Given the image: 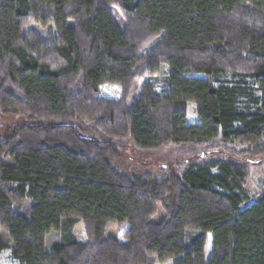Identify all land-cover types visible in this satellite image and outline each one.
I'll use <instances>...</instances> for the list:
<instances>
[{"label":"trees","instance_id":"16d2710c","mask_svg":"<svg viewBox=\"0 0 264 264\" xmlns=\"http://www.w3.org/2000/svg\"><path fill=\"white\" fill-rule=\"evenodd\" d=\"M102 85L120 97L101 96ZM0 112L56 123L0 136L10 241L0 237V254L18 264H264V188L245 189L246 160L264 158V0H0ZM73 122L139 149L190 143L233 157L127 176L110 163L117 148ZM78 222L85 242L71 233Z\"/></svg>","mask_w":264,"mask_h":264},{"label":"rangeland","instance_id":"374dc122","mask_svg":"<svg viewBox=\"0 0 264 264\" xmlns=\"http://www.w3.org/2000/svg\"><path fill=\"white\" fill-rule=\"evenodd\" d=\"M115 21L119 28H122V22L118 15L115 14ZM32 29H41L34 25ZM154 42H151L144 46L139 54H145ZM167 66L162 65L159 73L152 78L153 83L156 88L159 89L163 85V82L167 76ZM142 80L137 81L130 95L127 99L126 106L131 108L132 103L135 101L140 92ZM100 95L111 99H118L120 97V89L113 85H102L100 86ZM188 123L196 122V107L194 104H188ZM56 123L52 121H46L43 119L29 120L24 115H2L0 112V136L5 128L12 127H36V126H52ZM73 125L82 131V135L89 139H93L97 142H104L114 145L118 150V157L110 159V163L117 168L121 173L127 176H138L144 174H150L154 177H162L170 171L180 173L184 169L188 168L190 165L200 164L202 162L215 160V159H229L233 157L232 154L226 153L219 147L216 148H205L202 145L196 144H180L173 145L168 144L166 146L156 148V149H139L137 148L130 139H114L105 137L99 132L95 131L91 123L88 122H73ZM246 164L249 167V178L246 184V192L251 197H257L260 195V191L264 188V158L259 159H247ZM159 214L156 215L152 221L157 220ZM73 237L79 242L86 241V234L83 225L78 222L75 223L71 229ZM189 234L186 237V245L190 244ZM65 233L52 232L45 237V248L46 251L51 249V245L58 242ZM115 237L116 236V225L109 224L107 226L105 237ZM0 237L4 239L5 242L10 244L7 233L0 229ZM211 235L207 234L206 243L204 247L205 258L209 259L211 256ZM10 249H6L0 254V264H18L12 259ZM173 260L164 262L162 264H173Z\"/></svg>","mask_w":264,"mask_h":264}]
</instances>
